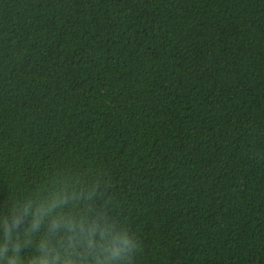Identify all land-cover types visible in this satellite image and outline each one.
<instances>
[{
    "label": "trees",
    "instance_id": "obj_1",
    "mask_svg": "<svg viewBox=\"0 0 264 264\" xmlns=\"http://www.w3.org/2000/svg\"><path fill=\"white\" fill-rule=\"evenodd\" d=\"M52 177L62 215L137 235L134 264H264V0H0V217L25 257Z\"/></svg>",
    "mask_w": 264,
    "mask_h": 264
},
{
    "label": "clouds",
    "instance_id": "obj_2",
    "mask_svg": "<svg viewBox=\"0 0 264 264\" xmlns=\"http://www.w3.org/2000/svg\"><path fill=\"white\" fill-rule=\"evenodd\" d=\"M49 183L53 188L47 196L40 197L42 190L47 191L45 188L35 193L34 201H29L34 207L29 225L24 229V247L34 245L35 254L23 256L19 240L11 239L10 229L12 225L21 223L22 216L15 215L11 224L0 217V222L5 225L6 241L0 244V261L4 264H134L136 254L141 251V243L127 225L115 218L110 220L104 211L91 217L62 215L58 209L69 200L68 185L60 182L58 177H52ZM82 194L87 200L94 191L86 194L73 191L71 196L73 200H79ZM89 210L95 211L91 206ZM17 211L29 214L24 206ZM45 217H51L45 234L34 240L33 233L40 229Z\"/></svg>",
    "mask_w": 264,
    "mask_h": 264
}]
</instances>
